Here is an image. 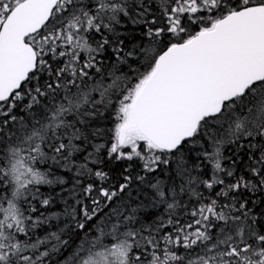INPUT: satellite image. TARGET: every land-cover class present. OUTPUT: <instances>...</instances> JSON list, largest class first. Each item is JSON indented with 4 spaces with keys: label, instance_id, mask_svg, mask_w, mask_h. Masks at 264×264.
<instances>
[{
    "label": "snow or ice",
    "instance_id": "1",
    "mask_svg": "<svg viewBox=\"0 0 264 264\" xmlns=\"http://www.w3.org/2000/svg\"><path fill=\"white\" fill-rule=\"evenodd\" d=\"M0 264H264V0H0Z\"/></svg>",
    "mask_w": 264,
    "mask_h": 264
}]
</instances>
